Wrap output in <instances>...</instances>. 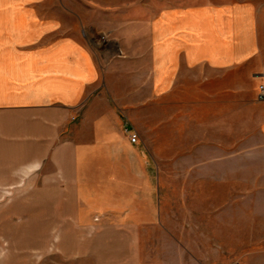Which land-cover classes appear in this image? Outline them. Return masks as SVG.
Masks as SVG:
<instances>
[{
	"label": "crops",
	"instance_id": "0c3cea01",
	"mask_svg": "<svg viewBox=\"0 0 264 264\" xmlns=\"http://www.w3.org/2000/svg\"><path fill=\"white\" fill-rule=\"evenodd\" d=\"M262 85L264 0L156 13L129 2L0 0V189L23 179L32 191L23 204L45 207L34 220L56 221L57 237L72 222L109 263L132 259L160 232L159 159L177 125L203 129L209 105L223 110L226 93L252 91L264 143ZM181 92L189 100L178 124Z\"/></svg>",
	"mask_w": 264,
	"mask_h": 264
},
{
	"label": "rangeland",
	"instance_id": "374dc122",
	"mask_svg": "<svg viewBox=\"0 0 264 264\" xmlns=\"http://www.w3.org/2000/svg\"><path fill=\"white\" fill-rule=\"evenodd\" d=\"M100 1L138 4L146 13L182 4L236 2ZM80 33L97 48L93 31ZM179 96L174 108L178 124L185 123L189 100L187 94ZM237 97L226 93L223 110L209 105L203 129L194 125L188 131V126L177 125L174 149L159 159L162 222L154 230L160 232L143 237L134 258L113 254L109 263V254L97 251L99 240L82 238L72 222H65V237H57L56 221L34 220L36 214L48 213L45 207L23 204L32 191L21 179L0 189V264H264L263 109L259 102L253 103L252 91ZM200 114L197 110L198 121ZM48 210L53 217L56 207ZM92 242V252L85 251Z\"/></svg>",
	"mask_w": 264,
	"mask_h": 264
},
{
	"label": "built area",
	"instance_id": "2783aa9c",
	"mask_svg": "<svg viewBox=\"0 0 264 264\" xmlns=\"http://www.w3.org/2000/svg\"><path fill=\"white\" fill-rule=\"evenodd\" d=\"M258 100L260 102H263L264 103V85L260 86L259 87V90H258ZM138 140V136L137 135H133L132 136V142L133 143H136Z\"/></svg>",
	"mask_w": 264,
	"mask_h": 264
}]
</instances>
